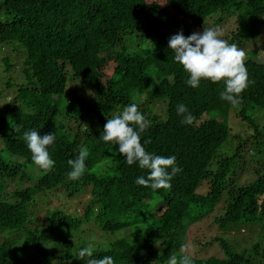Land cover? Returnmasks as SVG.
<instances>
[{
    "label": "trees",
    "instance_id": "1",
    "mask_svg": "<svg viewBox=\"0 0 264 264\" xmlns=\"http://www.w3.org/2000/svg\"><path fill=\"white\" fill-rule=\"evenodd\" d=\"M208 27L245 52L240 105L220 99L222 83L188 86L168 47L180 30ZM262 38L264 0H0V45L14 52L0 64V98L10 94L0 100V264H87L77 254L98 236L97 258L166 264L187 255L188 228L207 217L199 251L216 253L189 255L193 264H264ZM132 103L150 122L146 150L175 155L182 169L169 190L137 185L147 170L100 140L107 118ZM180 103L192 124L181 123ZM232 116L245 125L236 134ZM26 130L55 133L50 171L33 163ZM81 148L86 171L70 179Z\"/></svg>",
    "mask_w": 264,
    "mask_h": 264
},
{
    "label": "clouds",
    "instance_id": "2",
    "mask_svg": "<svg viewBox=\"0 0 264 264\" xmlns=\"http://www.w3.org/2000/svg\"><path fill=\"white\" fill-rule=\"evenodd\" d=\"M223 32L219 27L203 28L202 32H193L187 37L183 30L172 35L168 47L174 53V60L187 73L186 84L193 89L200 87L201 81L212 84L222 83L223 90L220 99L232 106L242 103V93L248 88L249 80L245 52L236 44H230L222 39ZM176 113L181 117V123L190 125L194 116L188 107L180 103L176 106ZM150 122L135 103L126 105L122 112L107 118L100 140L104 143L118 145V152L122 154L127 165H138L147 170V175L138 176L135 183L149 187L152 190H169L171 181L182 169L177 165L175 155L161 156L146 150L147 140L142 143V134L149 128ZM15 131H17L15 129ZM23 140L31 152L33 163L42 170L50 171L55 161L50 154V148L56 142L55 133L41 137L37 130H26ZM89 150L81 148L75 159H69L70 179L80 178L86 171V161ZM95 237H92L87 246L81 248L77 254L79 260L87 259V264H114L110 255L101 258L94 256ZM71 264V261L68 262ZM166 264H193L189 255L177 257L171 255Z\"/></svg>",
    "mask_w": 264,
    "mask_h": 264
},
{
    "label": "rangeland",
    "instance_id": "3",
    "mask_svg": "<svg viewBox=\"0 0 264 264\" xmlns=\"http://www.w3.org/2000/svg\"><path fill=\"white\" fill-rule=\"evenodd\" d=\"M161 3H163V0H159ZM264 44V38H262V42L259 43L260 45V48L261 46ZM242 48V47H241ZM11 56L12 58L14 57V52L12 54H10V52L7 50V48H2V46L0 45V64H2V61L1 59L4 57V56ZM259 58L258 59H261L263 58V54L259 53ZM17 76V74H15V77ZM1 84H3V80H0V86ZM71 89V88H70ZM73 90L76 89V86L72 87ZM4 92V91H3ZM4 99L3 98H0V100L2 102L6 101L8 98H10V94H4ZM254 115H256L254 113ZM259 116H261L259 114ZM262 117H264L262 115ZM261 121H264V119H262ZM230 124H231V132L232 133H237L239 131H241V127L245 126V125H241L239 124L238 120L236 118H234L233 116L231 117L230 119ZM241 126V127H240ZM1 144V143H0ZM86 198V197H85ZM82 199L84 198H79L78 200L81 201ZM58 203H60V201H58L57 199H51V202L49 204V206H54V205H57ZM70 205V209H81L82 205L79 203H76V202H70L69 203ZM212 222V218H206L205 221H202L196 225H191L187 232H186V236H185V246L184 248H182V251L183 253L187 254V255H197V256H204L205 254H208V255H213L216 253V250H214V247H207V248H204V251L203 252H200L199 249L201 248V245L200 243L203 242V241H206L208 238V236L210 235V231L209 229L211 228L210 226V223ZM236 230V229H235ZM245 230L248 234H251V229L245 227ZM126 232H122L121 234H124ZM245 234L243 236H248V234ZM195 236H197L195 238ZM71 237V236H70ZM69 237V238H70ZM195 238V239H194ZM71 240H73V238L71 237ZM95 245L98 246L99 245V236H98V239H95Z\"/></svg>",
    "mask_w": 264,
    "mask_h": 264
}]
</instances>
